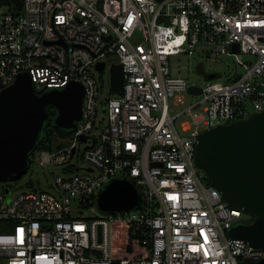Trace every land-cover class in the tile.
I'll use <instances>...</instances> for the list:
<instances>
[{
  "label": "built area",
  "instance_id": "2783aa9c",
  "mask_svg": "<svg viewBox=\"0 0 264 264\" xmlns=\"http://www.w3.org/2000/svg\"><path fill=\"white\" fill-rule=\"evenodd\" d=\"M198 52L233 55L244 72L235 82L218 76L204 84L170 74V57ZM241 53L254 60L242 63ZM107 63L108 72L122 66L123 85L103 100L95 74L102 77ZM23 73L36 93L80 84L82 110L67 143L35 153L42 169L64 167L51 191L0 190V222L11 224L0 233V264L264 259L263 250L229 236L250 217L229 207L195 163L204 129L264 110V0H0V91ZM186 94L198 99L172 112L169 102L184 105ZM80 148L86 168L72 164ZM113 180L136 188L139 208L84 215L98 209V194ZM114 223L133 237L134 248L119 258L111 252Z\"/></svg>",
  "mask_w": 264,
  "mask_h": 264
},
{
  "label": "water",
  "instance_id": "95a60500",
  "mask_svg": "<svg viewBox=\"0 0 264 264\" xmlns=\"http://www.w3.org/2000/svg\"><path fill=\"white\" fill-rule=\"evenodd\" d=\"M232 50L238 52L237 44ZM103 67V63L97 65L100 72ZM207 77L215 79L218 75ZM109 79L111 93L121 92V65L110 68ZM188 92L199 94L200 90L189 87ZM82 99L83 87L78 83L38 95L28 73L20 74L11 86L0 91V183L17 182L28 173L29 154L49 125L48 107L56 110L53 125L72 131L80 120ZM195 163L229 207L252 219L250 224L232 227L229 236L264 251V110L246 119L204 129L198 137ZM5 193L10 194L8 187ZM139 206L136 188L125 180L111 181L97 197V207L104 213L129 212ZM257 264H264V259Z\"/></svg>",
  "mask_w": 264,
  "mask_h": 264
},
{
  "label": "rangeland",
  "instance_id": "374dc122",
  "mask_svg": "<svg viewBox=\"0 0 264 264\" xmlns=\"http://www.w3.org/2000/svg\"><path fill=\"white\" fill-rule=\"evenodd\" d=\"M239 59L242 63L249 64L254 60L249 54L241 53ZM109 63H107V67L105 69L104 74L102 77L99 74H95V78L99 84H101L100 80L103 81L104 84V91L102 92V99L106 100L111 96L109 91L110 84H109V72H108ZM244 67L237 63V59L233 55H226V54H198L195 53L193 56L187 55H177L170 57V74L172 76H181L185 78L188 83H195V84H204L206 81V76L210 74H217L219 76L218 81L220 82H229L231 79L239 74H243ZM198 98L196 96H191L186 94L185 95V104L184 105H173L172 102H169L170 108L172 112H178L181 109L186 108L192 102H195ZM101 115V113L99 114ZM187 120L185 117H181L178 122ZM56 139V138H55ZM58 139V140H57ZM53 142L59 141L57 138ZM62 141V140H61ZM60 141V142H61ZM67 143V140H64ZM83 152V148H80L78 156L73 160L72 164L85 167V163L79 157ZM64 167H47L46 169H42L38 167L35 163L30 166V169L26 175H24L19 181L17 182H4L0 183V190L9 185L12 187V193L17 194L23 190H29V184L31 183L33 187L40 191H51L53 185V177L55 175H60L63 171ZM85 170H80L79 172H84ZM103 213L94 208L93 211L87 210L84 211V215L88 217H98ZM5 226H10L11 224H4ZM6 231H0V233H4Z\"/></svg>",
  "mask_w": 264,
  "mask_h": 264
},
{
  "label": "trees",
  "instance_id": "16d2710c",
  "mask_svg": "<svg viewBox=\"0 0 264 264\" xmlns=\"http://www.w3.org/2000/svg\"><path fill=\"white\" fill-rule=\"evenodd\" d=\"M206 79L208 77L206 76ZM38 95H41L43 93H37ZM48 123L49 125L47 128L41 133L40 139L37 141V144L35 146V150L33 152H30L29 154V161L31 166L34 163V156L35 153L43 150L53 151L55 149H58L64 145V140H68L71 136L70 131L63 130L61 128H58L53 125L52 120L56 115V110L52 107H48ZM57 138H59L58 144L55 141ZM58 140V139H57ZM62 140V141H61ZM61 141V142H60ZM29 188H34L33 185L30 183ZM252 222L251 218H246L244 220V223L250 224ZM7 223V222H5ZM3 222H0V231H3L4 224ZM11 226H9L10 228ZM132 236L130 229L127 225L122 223H114L112 224L111 228V252L112 256L115 258H119L122 254H126L130 252L134 247L132 246Z\"/></svg>",
  "mask_w": 264,
  "mask_h": 264
},
{
  "label": "snow or ice",
  "instance_id": "6c2138e0",
  "mask_svg": "<svg viewBox=\"0 0 264 264\" xmlns=\"http://www.w3.org/2000/svg\"><path fill=\"white\" fill-rule=\"evenodd\" d=\"M23 230H20V232L22 233ZM20 242H23V239H22V236H21V241Z\"/></svg>",
  "mask_w": 264,
  "mask_h": 264
}]
</instances>
